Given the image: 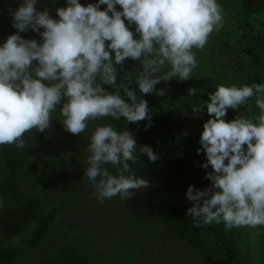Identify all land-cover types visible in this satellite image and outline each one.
Instances as JSON below:
<instances>
[{
	"label": "clouds",
	"instance_id": "9594fccd",
	"mask_svg": "<svg viewBox=\"0 0 264 264\" xmlns=\"http://www.w3.org/2000/svg\"><path fill=\"white\" fill-rule=\"evenodd\" d=\"M39 3L20 0L10 15L18 32L31 30L40 41L12 34L0 43V145L24 148V134L44 132L54 114L72 134L85 133L92 122L82 180L100 202L116 196L127 199L130 190L148 187L129 162L137 163V152L151 162L158 155L147 145L137 148L129 131L103 122L109 117L147 120L145 128L151 126L147 101L129 84L117 83V66L129 58L138 60L139 68L125 73V79L141 94L164 95V89L155 86L192 76L198 64L193 49H203L213 31L223 27V9L218 0H96L87 6L65 0V7L54 10L58 19H53L47 9L37 11ZM101 5L106 8L100 10ZM125 21L135 25L137 38ZM253 98L259 115L225 122L228 109ZM204 103L210 118L203 124L197 152L206 157L200 166L212 169L205 177L210 186L187 187L191 207L186 213L196 227L264 226V84L218 85ZM105 165L114 167L115 174Z\"/></svg>",
	"mask_w": 264,
	"mask_h": 264
},
{
	"label": "rangeland",
	"instance_id": "374dc122",
	"mask_svg": "<svg viewBox=\"0 0 264 264\" xmlns=\"http://www.w3.org/2000/svg\"><path fill=\"white\" fill-rule=\"evenodd\" d=\"M61 2L40 0L36 8L37 11L47 9L53 19H58L54 10L61 7ZM19 3L20 0H0V43L12 34L40 41L38 33L31 30L18 32L12 26L10 12ZM218 3L223 9V27L213 31L203 49H193L198 64L192 76L183 81L176 78L162 80L155 86L164 89L171 104L173 132L180 134L184 141H190V148H201L199 139L204 124V106L198 112H193L192 108L203 100L208 101V96H199L198 93H205L218 85L242 86L246 81L252 82L255 71L259 72L262 80L251 85L264 84V34L259 42L253 36L248 37L247 30L237 31L235 17L241 15L239 0H218ZM256 16L257 20L252 19L255 29L260 27L263 19L262 14ZM125 24L129 28L135 27L134 24L128 25L127 21ZM40 30L43 31L42 28ZM139 66L138 60H130L125 69L133 73ZM190 90L194 94L190 95ZM60 107L57 105V109ZM240 115L249 118L259 115L254 98L236 110L228 109L223 119L228 122ZM61 119L54 114L50 127L41 132L50 141V147L41 160L28 164L32 174L23 183L25 191L41 199L46 213L67 204L54 222L61 233L50 231L45 246L33 252L28 261L34 263L38 259H50L60 244L71 243L79 246L91 264H201L195 251L177 236L163 230L148 213L142 189L130 190L132 195L127 199L116 196L100 202L95 198L93 188L82 180L87 167L85 148L95 124L90 122L85 133L72 134L65 130ZM105 167L113 174L116 172L111 165ZM150 226L158 230L157 236L146 239L143 228ZM239 250L238 264H264V226L243 227Z\"/></svg>",
	"mask_w": 264,
	"mask_h": 264
},
{
	"label": "trees",
	"instance_id": "16d2710c",
	"mask_svg": "<svg viewBox=\"0 0 264 264\" xmlns=\"http://www.w3.org/2000/svg\"><path fill=\"white\" fill-rule=\"evenodd\" d=\"M61 1L59 6L65 7V0ZM95 2L96 0H79L81 6ZM239 3L241 15L235 17V28L238 32L247 30L248 37L253 36L254 40L261 42L264 34V0H239ZM104 8L106 5L100 6V10ZM116 8L118 10L119 6ZM258 13L262 14L263 19L259 23L260 27L255 29L252 19L257 20ZM134 29L135 27L129 28L133 31L134 38H137ZM130 60L126 59L117 66L121 72L117 83L129 84L130 88L137 91L139 99L147 101L151 126L145 128L149 123L147 120L132 123L123 119L113 121L109 117L105 121L112 123L117 131H129L137 148L147 145L158 155V159L151 162L146 155L137 152V163L129 162L136 176L148 181V187L142 188L143 202L148 213L163 230L177 236L195 251L201 264H238L243 227L226 230L223 223L196 227L195 222L187 215L186 210L191 207V202L185 195L187 187L192 185L199 190L208 188L210 181L205 177L212 169L210 166L207 169L200 166L206 162L202 150L198 153L197 148L189 147L190 141H184L180 134L173 132L171 104L166 94H141L134 83L125 79V73H129L125 67L130 64ZM252 75L254 76L250 81L261 83L258 71ZM252 82L246 81L242 86H251ZM104 87L112 90L108 85ZM214 90L207 89L205 93L197 95L208 96ZM204 102L200 103L204 106L202 113L205 123L210 115ZM22 139L25 141L24 148H17L14 144L0 145V264H91L81 253L79 246L71 243L60 244L50 259H38L34 263L28 261L33 252L45 246L50 231L54 234L61 233L54 222L67 204L46 213L41 199L23 189L24 180L32 174L27 168L28 164L43 158L48 152L50 141L36 129L26 132ZM157 231L150 226L143 228V235L146 239H153L157 236ZM62 236L66 237V234L62 233Z\"/></svg>",
	"mask_w": 264,
	"mask_h": 264
}]
</instances>
